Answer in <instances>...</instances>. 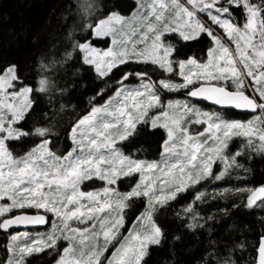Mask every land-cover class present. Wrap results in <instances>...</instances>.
Wrapping results in <instances>:
<instances>
[{
	"label": "snow or ice",
	"instance_id": "6c2138e0",
	"mask_svg": "<svg viewBox=\"0 0 264 264\" xmlns=\"http://www.w3.org/2000/svg\"><path fill=\"white\" fill-rule=\"evenodd\" d=\"M58 46L59 57L39 55L31 83L17 64L0 67V264H29L45 250L56 264H145L162 244L161 208L191 196L177 214L187 230L203 229L201 187L241 178L250 171L242 160L264 157V0H132L126 10L85 0L49 47ZM74 63L105 87L70 125L71 149L57 154L53 115L68 106L57 77ZM38 95L48 98L47 123L25 128ZM145 134L160 138L159 160L124 150ZM29 138L33 146L16 155L12 144ZM213 191L264 209V184ZM137 202L129 226L126 210ZM233 251L206 252L197 264H236ZM254 264H264V235Z\"/></svg>",
	"mask_w": 264,
	"mask_h": 264
},
{
	"label": "trees",
	"instance_id": "16d2710c",
	"mask_svg": "<svg viewBox=\"0 0 264 264\" xmlns=\"http://www.w3.org/2000/svg\"><path fill=\"white\" fill-rule=\"evenodd\" d=\"M85 0H0V67L7 63H15L19 66L20 75L26 82L31 83L37 78L35 62L39 55L47 52L50 56L59 57L62 46L50 48L57 44L60 37L73 25L74 13L77 3ZM132 0H97L101 10L119 6L122 10ZM78 38H83L78 34ZM103 46V45H101ZM197 55L201 51L194 49ZM78 63L70 64L60 72L57 81L67 89L64 99L68 106L63 112L54 111L52 149L57 154H64L72 147L68 139L70 125L83 115L89 107V99L98 90L105 87L104 81L98 79L93 73L86 71L77 72ZM37 109L32 119L25 128L33 123H47L41 119L45 111L48 98L37 96ZM203 107L210 109L207 105ZM239 118V117H234ZM22 141L12 144V150L16 155H23L33 144ZM126 152H137L149 160L156 159L161 150V140L158 136L142 135L133 144H123ZM242 163L250 169L247 173H241L240 177L232 178L219 184H207L201 191H206L203 202H197L199 211L207 221L203 229L195 232L186 228L182 215H178L181 208L192 197L181 194L170 206L161 208L156 214V220L163 230V240L160 246H152L150 253L145 257V264H197L206 252L217 249L227 253L234 250L232 256L236 264H254L256 247L261 235H264V209L254 207L246 208L241 203L242 193L230 192L223 196L214 192L213 189L220 187H243L259 186L264 184V157L256 156L252 160H242ZM86 182L84 188L97 187ZM127 186L121 185L124 190ZM215 197V199H213ZM239 205L233 207V204ZM259 203V202H258ZM142 205L137 202L131 209L126 210L128 225L142 210ZM212 215L211 220L207 216ZM179 236V241L174 238ZM7 236L0 233V260L4 259ZM214 242V243H213ZM244 247L240 248L239 245ZM45 250L40 254H34L28 258L29 264H53L57 256L49 254ZM219 253H217L218 255Z\"/></svg>",
	"mask_w": 264,
	"mask_h": 264
},
{
	"label": "rangeland",
	"instance_id": "374dc122",
	"mask_svg": "<svg viewBox=\"0 0 264 264\" xmlns=\"http://www.w3.org/2000/svg\"><path fill=\"white\" fill-rule=\"evenodd\" d=\"M193 102L196 103L199 107L204 108L205 110H209L208 108L203 107V105H205V104L197 103V102H195V101H193ZM210 109H213V108L210 107ZM131 153H133L134 155L138 154L139 157H140L141 159L149 160L147 157L142 156L140 153H137V152H131ZM159 159H160V155H158L156 159H152V160H159ZM206 185H207V184H206ZM206 185H203V186L201 187V190H202L203 187H205ZM84 190H91V189H90V188H84ZM0 233H2V232H0ZM34 254H37V253H34ZM34 254H33V255H34ZM38 254H40V253H38ZM53 264H56V261H55Z\"/></svg>",
	"mask_w": 264,
	"mask_h": 264
},
{
	"label": "water",
	"instance_id": "95a60500",
	"mask_svg": "<svg viewBox=\"0 0 264 264\" xmlns=\"http://www.w3.org/2000/svg\"><path fill=\"white\" fill-rule=\"evenodd\" d=\"M195 102H197V103H202V104L207 105L208 107L214 108V106H212V105L210 104V102H207V101L195 100Z\"/></svg>",
	"mask_w": 264,
	"mask_h": 264
}]
</instances>
